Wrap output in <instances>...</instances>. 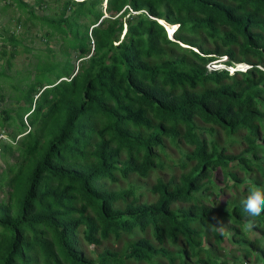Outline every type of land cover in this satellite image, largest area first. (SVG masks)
Wrapping results in <instances>:
<instances>
[{
  "label": "trees",
  "instance_id": "obj_1",
  "mask_svg": "<svg viewBox=\"0 0 264 264\" xmlns=\"http://www.w3.org/2000/svg\"><path fill=\"white\" fill-rule=\"evenodd\" d=\"M0 1L21 27L0 32L2 66L32 28L45 46L0 67L16 91L1 110L0 264H264V213L250 230L242 207L264 190V0H34L39 15ZM223 55L248 68L206 70ZM166 143L178 173L131 182L162 171ZM224 188L239 194L210 198Z\"/></svg>",
  "mask_w": 264,
  "mask_h": 264
},
{
  "label": "rangeland",
  "instance_id": "obj_2",
  "mask_svg": "<svg viewBox=\"0 0 264 264\" xmlns=\"http://www.w3.org/2000/svg\"><path fill=\"white\" fill-rule=\"evenodd\" d=\"M27 4L31 5L34 10L36 11V13L39 15L41 14V11L34 5V0H24ZM46 1H50V0H46ZM10 1H8L9 3ZM2 3H4V1H0V8L2 6ZM102 7H105V0L102 1ZM13 5L11 6H7L4 10H0V32H4L6 30V28L8 30H12L13 28H15V33H19L21 31V27H18L17 25H15V17L17 16V11L16 9H13ZM107 14V13H106ZM104 14V15H106ZM14 25L16 27H14ZM124 27V24H123ZM33 32H35L36 36L38 37V35L41 33L40 30H36L35 28L30 29L29 32L27 34H30V36H26V38L23 40V44H25L30 51L27 52H23L20 51L21 47L18 46L17 49L19 50L17 52V55L14 57V59L11 60V66L8 67L6 64L4 66H2V61L0 60V67H3V72L4 74H8V75H12L14 74L15 70H22L24 67V64L27 62H32L34 61L32 54L34 52H36L38 49L39 50H43L44 49V44L40 43L38 39L32 37ZM0 44H2V42L0 41ZM48 47L54 49L55 51L58 50V42L53 43V40H51V42H49ZM5 48H7L9 50V46L5 44ZM72 59L74 61V63H76L75 59H74V55L71 53ZM207 68V67H206ZM11 78H14V76H11ZM9 80H2L0 83H2L0 86L2 87V94L5 96L4 101L0 100V119L2 121V125L0 126V135H3V137L0 139L3 141H7L8 139L6 138L5 132H8L11 130V125L9 124V120L5 121L3 112L1 110L6 109L7 107H14L15 105V101H10L9 103L7 102L8 100V95H14L16 93L15 90H13L11 87H7V89H3L6 88V84L8 83ZM11 83L13 84L14 79L10 80ZM1 89V88H0ZM1 93V92H0ZM10 115H12V111L9 110L8 112ZM221 143H223L224 145H227V141H225V137L223 134H221ZM242 147V145L237 141L234 143H231L230 145H228V151H232V152H239L240 148ZM181 150H185V149H189L187 146L181 144L180 146ZM163 158V169L162 171H153L150 173V175L145 178V179H140V180H135V179H131V182H137V184H141L142 189H146L147 187H149L151 184L154 183L155 178L158 175H161L163 177H167L168 175H170L171 173H178V171L180 170L178 163L179 160L182 158L179 150L174 147L173 145L166 143V155L162 156ZM8 160H10V158H8ZM4 167L3 162L0 158V169H2ZM233 170L237 173L238 176H242V173L240 171H238L236 168H233ZM215 180H216V184L218 187L223 188V180H222V175L219 171H215ZM117 186L120 187H126L127 186V182L125 180L119 181ZM116 187V186H113ZM242 188V187H240ZM6 187L4 188H0V200H6ZM239 194L238 191L235 190V192L231 193L228 189H223L221 191L218 192V194H211L210 198L213 199L215 202L217 203H224L225 199H228L230 197H233L234 195ZM145 197L147 200H151L153 199V196L146 191L145 192ZM230 247V246H229ZM88 248V247H87Z\"/></svg>",
  "mask_w": 264,
  "mask_h": 264
},
{
  "label": "clouds",
  "instance_id": "obj_3",
  "mask_svg": "<svg viewBox=\"0 0 264 264\" xmlns=\"http://www.w3.org/2000/svg\"><path fill=\"white\" fill-rule=\"evenodd\" d=\"M165 29L166 35L168 38L171 36L172 25L164 22H160L157 20ZM171 26L170 28H168ZM170 30V31H169ZM124 32V28L122 33ZM226 57L219 56L212 61H209L205 68L207 71L210 70H225L228 74H234L236 71L243 72L248 68V64L245 62H233L231 64L224 63L226 61ZM239 65H243L239 67ZM2 138L3 135H0ZM243 147V145H242ZM240 148V150L242 149ZM239 150V151H240ZM243 212L246 213L249 217L253 218V220L249 223L248 227L251 230L255 226V218L260 217L262 213H264V190L259 188H250L248 196L242 201Z\"/></svg>",
  "mask_w": 264,
  "mask_h": 264
},
{
  "label": "bare ground",
  "instance_id": "obj_4",
  "mask_svg": "<svg viewBox=\"0 0 264 264\" xmlns=\"http://www.w3.org/2000/svg\"><path fill=\"white\" fill-rule=\"evenodd\" d=\"M160 22H162V21H160ZM171 26H169L168 28H170ZM170 31V30H169ZM241 66H243V65H239V67H241Z\"/></svg>",
  "mask_w": 264,
  "mask_h": 264
}]
</instances>
